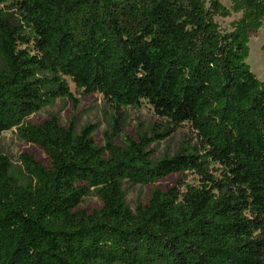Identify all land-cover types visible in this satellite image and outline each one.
I'll list each match as a JSON object with an SVG mask.
<instances>
[{
  "label": "trees",
  "instance_id": "trees-1",
  "mask_svg": "<svg viewBox=\"0 0 264 264\" xmlns=\"http://www.w3.org/2000/svg\"><path fill=\"white\" fill-rule=\"evenodd\" d=\"M231 2L225 32L216 0H0V134L47 160L0 154V264H264V80L246 63L264 0ZM67 78L110 108L102 147L93 124L27 120L77 102ZM143 101L156 120L125 134ZM184 125L193 143L154 157ZM184 172L197 183L156 184ZM125 184L150 187L133 210Z\"/></svg>",
  "mask_w": 264,
  "mask_h": 264
},
{
  "label": "rangeland",
  "instance_id": "rangeland-1",
  "mask_svg": "<svg viewBox=\"0 0 264 264\" xmlns=\"http://www.w3.org/2000/svg\"><path fill=\"white\" fill-rule=\"evenodd\" d=\"M205 1L207 2L208 0ZM216 1L228 10V14L225 16L216 15L214 21L222 31H232L236 22L241 18V11L234 12L232 10L231 0ZM7 11L11 12L14 17H16L15 8H10ZM247 47L248 54L246 63L256 78L262 81L264 80V20L256 30L249 32ZM66 80L77 102L74 104V102L66 98H57L52 104L30 115L27 120L31 123H39L48 116L54 115L63 126H67L71 119L74 120L77 129H80L86 124H93L96 126L93 132L95 142L99 147H102L104 145L103 133L108 129L107 122L108 116L111 114L110 108L105 105L100 94L93 93L84 96L75 91L74 84L68 78ZM122 112L124 113L122 131L130 136L134 134V129H136V127L141 126L144 128L149 123L156 120L151 106L146 101H143L138 108L126 107ZM182 138H187L193 143L192 132L188 125H184L177 129V131L166 140L152 144L151 149L153 150L154 157H160L164 153H172L174 147ZM22 153L31 154L40 162L47 163L46 157L40 148L34 144L21 140L16 133V129L12 128L0 134V154L7 156L11 162L16 165L18 164V157ZM211 167L213 166L211 165L210 168ZM178 179L191 184L197 183L196 174L184 172L182 174L169 175L156 184L162 189H167ZM124 188L126 192V202L133 210L138 203H144L149 195L150 187L125 184ZM100 206L99 200L93 194L84 197L80 203V207L88 211L98 209Z\"/></svg>",
  "mask_w": 264,
  "mask_h": 264
}]
</instances>
